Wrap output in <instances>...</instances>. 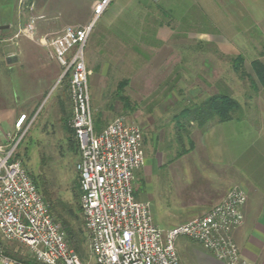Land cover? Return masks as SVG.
Listing matches in <instances>:
<instances>
[{"label": "crops", "instance_id": "0c3cea01", "mask_svg": "<svg viewBox=\"0 0 264 264\" xmlns=\"http://www.w3.org/2000/svg\"><path fill=\"white\" fill-rule=\"evenodd\" d=\"M97 1L87 9L84 19L68 22L87 24ZM33 10L31 14L40 15ZM40 22L36 29L38 36L48 32L45 31L47 24ZM1 25L0 125L11 116L16 131L15 123L21 114L28 115L26 124L30 117L35 121L38 104L33 100L60 85L62 68L55 58L48 56L47 47L25 33L16 34L12 20ZM56 26L49 32L63 28V24ZM253 27L258 28V35L246 37L245 33ZM239 56H243V67L250 79L255 80L252 84L258 93L249 97L244 92L245 99L239 101L240 114H234L229 120L213 119L204 126L191 122L198 127L190 128L192 134L187 135L190 147H185V153L175 162H160L158 166L173 172L179 197L193 193L195 198L182 201L184 212L192 207L193 214L200 215L220 203L231 187L243 188L247 193L244 222L232 235L244 258L264 264V86L258 82L253 69L255 60L264 64V0H113L96 22L86 46L90 90L94 85L92 74L142 75L140 89L145 90L144 80L149 82L148 76L158 70L159 74L169 76H212L207 83L212 85L211 95L227 93L234 97L229 80L223 76L240 74L234 67V60ZM17 73L29 74L28 81L35 86V91L28 92L27 103L30 104L26 108L20 106L21 102L12 101V75ZM49 79L50 83L45 85ZM61 109L66 112L62 103ZM95 121L97 132L107 126L100 127L97 117ZM0 137V143L5 144L2 133ZM191 154L197 156L196 162L183 163ZM194 170L198 175L197 183L188 187L183 179ZM153 171L146 161L136 172V178L138 180L142 173L151 176ZM137 190L135 185V195L139 199ZM174 201L178 204L177 199ZM201 254L211 264H222L211 254Z\"/></svg>", "mask_w": 264, "mask_h": 264}, {"label": "built area", "instance_id": "2783aa9c", "mask_svg": "<svg viewBox=\"0 0 264 264\" xmlns=\"http://www.w3.org/2000/svg\"><path fill=\"white\" fill-rule=\"evenodd\" d=\"M113 0H99L85 25L38 37L61 65L59 82H69L73 106L70 126L78 146L76 163L80 204L90 254L96 264H181L175 245L180 235L201 243L222 264H256L244 258L232 235L244 222L247 194L233 187L205 214L185 223L160 227L150 202L135 195L136 172L146 163L143 131L120 116L102 131L95 128L86 46L91 32ZM33 16L23 32L35 37ZM21 114L10 144L0 143V264H30L6 253L2 241L27 246L40 264H88L70 247L61 223L17 156L18 146L34 118Z\"/></svg>", "mask_w": 264, "mask_h": 264}, {"label": "rangeland", "instance_id": "374dc122", "mask_svg": "<svg viewBox=\"0 0 264 264\" xmlns=\"http://www.w3.org/2000/svg\"><path fill=\"white\" fill-rule=\"evenodd\" d=\"M93 1L0 0V27H2L1 23H9L12 20L16 34L20 33L23 35L25 25L33 16H38L31 14V9L34 8L33 13L43 16L42 19L37 21L36 25L40 21L41 25L47 24L46 29H44L45 31L48 30V32L38 36L37 31H35L33 40L45 46L38 37L50 34L48 38H51L63 29L55 33L49 32L52 28H57L56 24H59V26L63 24V27H65L66 25H74L68 21L84 19L87 9ZM5 8L6 13L3 11ZM11 8H13L12 17L10 16ZM0 31L2 30L0 29ZM245 35L248 38H255L258 35V28H251ZM236 44L235 42V46ZM251 45L253 47V44ZM247 51L249 53V50ZM48 56H50L49 53ZM246 69L249 70V68ZM156 72V74L153 73L148 76L149 82L144 80L146 82L145 86H147L145 90L140 89L143 86L142 83H139V81H142V75L92 74L91 78L94 85L91 86V102L94 119L96 120L97 117L100 127H105L115 118L122 116L130 124L140 126L143 131V148L146 161L153 167L154 171L151 176H146L142 173L138 180L137 178L135 179V185L138 189L137 194L139 199L150 202L155 222L163 229H167L170 226L193 220L212 208L207 209L202 214L200 212V215L198 213L193 214L194 209L192 207L185 210V212L182 211V201L187 202L189 199L195 198L193 193H189L187 196L180 195L179 197L177 193L179 189L177 191V181H175L173 172L167 171L165 167L160 168L158 164L160 162L161 164L172 163L182 157H177L181 151L180 142L177 139L180 132L177 127L179 114L186 107L203 102L214 91L211 90L212 85L208 86L207 84L212 76H169L162 73L159 74L158 70ZM12 77L14 88L12 89V101L16 104L21 102L20 106L26 108L30 104L27 103L28 92L33 91V89L35 91V86L33 84L31 86L28 81L31 77L26 73L23 75L20 73L13 74ZM221 77L218 76V78ZM223 78L229 80L231 93L240 102L243 101L244 92L249 97L258 93L250 77H240L239 74L228 73ZM125 80H128L129 84H126L125 87L123 85L121 90L119 84H122ZM131 81L134 83L130 84ZM49 83L50 79L45 85ZM41 89H38V91L40 92ZM38 98L33 100V103L38 104L36 108V111H38L37 118L23 136L17 152L20 154L24 165L36 179L46 201L47 199H53V201L57 199V201L63 200L71 203V206L78 214L77 224L82 226L84 229L83 234L86 237V241L82 245L85 261L88 264H96L95 259L90 254L88 233L85 228V216L81 208L77 185L78 175L75 165L79 152L77 153L78 148L75 145L74 135L68 127L70 126L73 106L68 80L66 79L56 89H50L41 98L40 96ZM61 103L66 112L62 111ZM181 121L184 124V130L182 131L184 136L187 132L190 136L192 127H198L197 123L194 125V123L184 119ZM8 132H15L11 116L7 117L2 126L0 125V134H3L6 145L10 144L7 137ZM189 136H185L184 146L186 148L190 147L187 142V137ZM0 139L2 138L0 137ZM185 158L186 162L184 160L182 162L189 164L193 163V160L196 162L197 156L191 154V156L187 155ZM197 176L195 170L194 172L190 171L183 180L188 187L195 186ZM232 188L229 189L225 198ZM176 199L178 204L174 201ZM176 215L180 216V218H177ZM2 245L5 251L14 258L24 261H35L31 250L22 243L2 241ZM175 245L181 264H211L201 252L211 254V256L214 255L198 241L188 236L180 235L176 238Z\"/></svg>", "mask_w": 264, "mask_h": 264}, {"label": "trees", "instance_id": "16d2710c", "mask_svg": "<svg viewBox=\"0 0 264 264\" xmlns=\"http://www.w3.org/2000/svg\"><path fill=\"white\" fill-rule=\"evenodd\" d=\"M243 64H244L243 56H239L237 59L234 60V67L236 71L240 73L239 75H241L242 77L245 76L250 77L247 74L246 70L244 69ZM253 69L257 76L258 82L262 86H264V64L259 60H255L253 61ZM251 81L254 82L255 80L251 79ZM126 84H128V80L127 81L125 80L123 81L122 84H119V88L122 90L123 89L122 86L124 85L125 87ZM241 110H242V106L240 105L239 101L227 93L212 94L208 96L203 102L199 104H195L194 106H188L185 109H183L177 119V127L178 130L180 131L177 139L180 142L179 146L181 148V151L178 153L177 157H180L185 153L186 148L184 146L185 145L184 140H185V136L189 135V133L187 132L184 136V133L182 132L184 130L183 129L184 124L181 121L182 119L190 122H198L200 126H204L206 125V123H208L210 120L213 119H218L220 121L229 120L230 118L233 117L234 114L235 115L240 114ZM68 127L70 132L73 133V129L71 128V126ZM75 144L77 145L76 140H75ZM17 156L20 157V154L18 153ZM34 180L39 188V185L35 178ZM77 185H78L79 197H80L78 180H77ZM39 190L42 191L40 188ZM47 201L51 207V211L54 214L56 220H58L62 225V228L67 236L70 247L74 249L80 255V257L85 261L84 250L82 245L86 241V237L83 234L84 229L82 228V226L80 224H77L78 214L75 212L74 208L71 206V203L69 202L63 200L57 201V199L55 201H53V199L50 200L47 199ZM34 260L35 261L25 260V262L30 264H40L36 259Z\"/></svg>", "mask_w": 264, "mask_h": 264}]
</instances>
